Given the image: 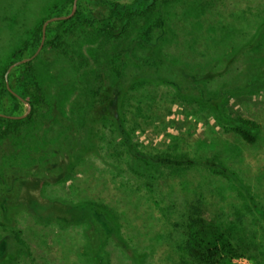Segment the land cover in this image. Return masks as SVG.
I'll return each instance as SVG.
<instances>
[{
  "label": "trees",
  "instance_id": "1",
  "mask_svg": "<svg viewBox=\"0 0 264 264\" xmlns=\"http://www.w3.org/2000/svg\"><path fill=\"white\" fill-rule=\"evenodd\" d=\"M75 1L0 0V183L17 197V203L10 197L0 198V225L10 224L12 212L24 205L42 221L90 224L100 236L116 237L135 262L143 264L138 252L125 245L121 226L110 208L43 194L50 183L57 184L75 174L76 162L84 158L87 148H95L93 132L88 128L91 123L115 128L121 138L119 147L140 173L204 165L234 181L264 219L251 188L235 172L213 160L199 162L166 150H145L134 140L139 125L131 126L127 115L132 110V116L154 112L158 89L169 87L178 99L210 112L214 124L258 145L261 125L234 118L232 111L245 100L258 101V91L264 88V2L243 10L223 11L224 0H103L107 15L100 18L79 1L73 17L48 25L47 33L54 29L55 34L34 58L42 44L45 23L69 17L71 14L65 11L72 10ZM36 3L38 7L32 12ZM39 10L43 15L31 22L30 14ZM25 22L33 24L27 27ZM46 54L54 57L46 60ZM249 54L256 55L255 61L250 62L246 74H238L235 64ZM57 63L66 69L60 70L58 78L66 84L73 82L72 88L81 91V109L77 112L73 108L70 116L63 113L45 82L49 81V67ZM16 64L18 67L9 73ZM7 96L15 106L29 105V116L16 120L5 117L19 116L3 109L6 106L2 101ZM56 113L65 118L62 132L53 143L45 141L43 148L26 149L11 142V137L35 129L36 122L42 123L38 138L52 133V127L46 124ZM4 144L11 145L13 151L8 146L1 148ZM48 162H53L52 168ZM7 173L15 177L12 182L5 180ZM54 173L58 175L51 179ZM189 228L187 255L194 264H236L243 257L264 264L249 253L250 248L236 243L218 226L193 219ZM1 241L0 264H13V244Z\"/></svg>",
  "mask_w": 264,
  "mask_h": 264
},
{
  "label": "rangeland",
  "instance_id": "2",
  "mask_svg": "<svg viewBox=\"0 0 264 264\" xmlns=\"http://www.w3.org/2000/svg\"><path fill=\"white\" fill-rule=\"evenodd\" d=\"M79 1L97 17L107 15L103 0H77L76 10L74 3L72 10L65 11V14H71L70 18L76 14ZM262 2L264 0H224L225 7L222 5L221 9L243 10ZM35 7L38 3L32 12ZM43 13L39 10L30 14L29 20L33 22L32 19L41 18ZM31 22H25L26 26H31ZM50 23L44 25L45 40L43 30L42 44L34 58L42 52L45 41L55 34L54 29L47 33ZM51 57L54 54H48L44 59ZM255 59V54L243 56L234 68L238 74H246L250 62ZM60 70H66L61 63L49 67V81L45 82L52 98L59 100L63 113L70 116L73 108L77 112L81 109L78 102L81 91L76 86L72 88L73 82L66 84L58 78ZM258 94V101L245 100L232 111L234 118L243 117L261 125L258 145H251L231 130L214 124L210 112L178 99L175 90L169 87L158 89L156 108L150 109L154 112L132 116V110L127 115L131 126L137 124L140 127L134 136L140 147L149 151L166 150L199 162L213 160L227 166L251 188L264 215V88ZM2 102L6 106L4 110L19 115L5 117L29 116L28 105L15 106L8 96ZM64 118L62 113H56L46 124L47 128L52 127V133L46 136H36L42 125L36 122L35 129L28 128L24 134L10 140L23 144L26 149L43 148L45 141L53 143L62 132ZM88 128L93 132L95 148H87L84 158L76 162L75 174L57 184L47 185L43 189L44 196L73 203L88 201L110 208L121 226L125 245L138 252L136 255L143 264H194L187 255L189 227L193 219H203L209 225L228 231L236 243L250 248L249 253L264 262V219L234 181L200 164L140 173L119 147L121 138L115 128L92 123ZM7 146L12 148L6 144L1 148ZM52 166L53 162H48V167ZM57 175L54 173L49 177L56 179ZM14 179L13 174H6L7 182ZM1 184L0 198L10 197L11 202L17 203L16 194L9 193V188ZM11 215L10 224L0 225V241L13 244L12 253L16 257L13 264H137L131 252L116 237L100 236L90 224L42 221L24 205L18 206Z\"/></svg>",
  "mask_w": 264,
  "mask_h": 264
},
{
  "label": "water",
  "instance_id": "3",
  "mask_svg": "<svg viewBox=\"0 0 264 264\" xmlns=\"http://www.w3.org/2000/svg\"><path fill=\"white\" fill-rule=\"evenodd\" d=\"M76 2H77V0L75 1V10H76ZM75 10H74V13H75ZM73 13V14H74ZM70 17H66V18H56V19H53V20H51L50 22H55V21H58V20H62V19H69ZM46 29V26L44 27V40H45V30ZM24 62H26V61H23L22 63H24ZM16 66H18V64H16V65H14V66H12V68L10 69V71H9V73L16 67ZM28 107H29V112H28V114H30L31 113V107L28 105ZM24 118H26V116H24V117H13L12 119H24Z\"/></svg>",
  "mask_w": 264,
  "mask_h": 264
},
{
  "label": "built area",
  "instance_id": "4",
  "mask_svg": "<svg viewBox=\"0 0 264 264\" xmlns=\"http://www.w3.org/2000/svg\"><path fill=\"white\" fill-rule=\"evenodd\" d=\"M236 264H254L253 262L249 261L248 259H238L235 261Z\"/></svg>",
  "mask_w": 264,
  "mask_h": 264
}]
</instances>
